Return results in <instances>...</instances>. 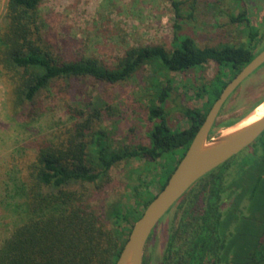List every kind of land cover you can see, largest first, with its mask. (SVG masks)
I'll use <instances>...</instances> for the list:
<instances>
[{"label": "trees", "instance_id": "trees-1", "mask_svg": "<svg viewBox=\"0 0 264 264\" xmlns=\"http://www.w3.org/2000/svg\"><path fill=\"white\" fill-rule=\"evenodd\" d=\"M43 1H7L5 23L0 26L7 111L15 119L32 117L39 97L58 87L68 95V119L36 144L23 182L11 177L12 205L25 217L0 242V264H116L134 223L158 194L151 192L152 184L158 183L159 190L166 185L223 89L260 52L250 45L259 34L251 30L249 43L238 45H201L187 36L174 47L182 29L179 21L185 18V1L170 0L177 20L171 49L163 44L130 46L115 64L94 55L66 59L46 37ZM189 1L195 9L197 0ZM232 17L234 22L243 21L245 13ZM212 61L219 65L218 73L197 89V97L206 103L202 108L183 106L189 124L173 129L166 106L175 85L171 73L205 70ZM143 68L150 69L152 83L149 142L116 144L100 127L117 113L115 106L100 95L73 102L72 88L87 78L120 83ZM257 141L252 157H244L238 166L231 158L185 194L179 205L183 214L170 233L165 259L178 258V264H264V133ZM133 160L145 162L129 173L138 184L128 197L99 212L91 202L90 185L102 189L114 167L129 166ZM18 197L25 203L15 202Z\"/></svg>", "mask_w": 264, "mask_h": 264}, {"label": "rangeland", "instance_id": "rangeland-1", "mask_svg": "<svg viewBox=\"0 0 264 264\" xmlns=\"http://www.w3.org/2000/svg\"><path fill=\"white\" fill-rule=\"evenodd\" d=\"M7 1L0 0V26L5 23ZM184 1L182 13L185 18L179 21L182 29L174 47L187 36H193L201 45L222 42L248 44L252 30L259 35L250 44L251 47L258 52L264 49V0H251L256 1L254 6L238 0H197L195 9L189 0ZM245 9H249L248 16L254 23L252 27L247 28L245 24L233 21L232 16ZM41 12L45 19L46 37L54 45L55 51L66 59L94 55L115 64L130 46L163 44L171 49L174 44L177 20L170 0H44ZM218 71L219 65L212 61L205 66V70L171 73L175 85L166 106L173 129L185 128L189 124L181 110L183 106L203 107L207 100L197 97L198 86L208 83ZM151 86L149 68H143L133 78L116 84L87 78L72 88V101L90 100L99 95L103 97L115 106L117 113L106 117L100 127L108 131L116 144L135 145L144 140L149 142L147 131ZM7 92V85L0 73V242L25 217L12 205L14 200L11 195L15 191L11 177L23 182L22 175L27 171V164L35 158L36 144L68 119L65 110L68 95L63 89L52 87V90L44 92L36 102L35 115L22 119H15L8 113ZM262 101L264 64L227 100L212 136L226 129V121L236 118L239 121ZM257 143L235 155L233 162L238 166L244 157H252ZM144 165L142 160H133L129 166L117 165L102 189L90 185L89 196H92L93 206L103 213L112 202L122 196L128 197L131 188L138 184L136 176L131 179L129 173L133 167L141 168ZM231 170L234 174V169ZM159 187L155 182L150 190L158 193ZM19 200L25 203V198L18 197L15 202ZM129 200L124 198L127 203H132L133 200ZM179 205L163 217L155 236L148 242L145 264L161 262L170 233L179 220L180 214L175 212Z\"/></svg>", "mask_w": 264, "mask_h": 264}, {"label": "water", "instance_id": "water-1", "mask_svg": "<svg viewBox=\"0 0 264 264\" xmlns=\"http://www.w3.org/2000/svg\"><path fill=\"white\" fill-rule=\"evenodd\" d=\"M263 64L264 49L223 89L168 182L134 223L116 264H144L147 243L163 217L197 181L253 144L264 133V116L242 128L226 132L243 117L227 126L220 134L212 136V130L227 100ZM262 103L264 101L257 107Z\"/></svg>", "mask_w": 264, "mask_h": 264}, {"label": "flooded vegetation", "instance_id": "flooded-vegetation-1", "mask_svg": "<svg viewBox=\"0 0 264 264\" xmlns=\"http://www.w3.org/2000/svg\"><path fill=\"white\" fill-rule=\"evenodd\" d=\"M238 1H242V2H244V3H251L253 6L256 4V1H254V2H251V0H238ZM257 8V7H256ZM259 9H261V7L259 6L258 7ZM249 10V9H248ZM248 10L247 9H245V11H242V12H240L237 16H239L240 14H242V13H245V19H243V21H237L236 23H243V24H245V26L248 28L249 26H251V25H253L254 23L252 22V20H251V18H249V16H248ZM216 124H217V122H216ZM216 124H215V126H216ZM215 126H214V128H215ZM214 128H213V130H212V134H213V131H214ZM184 199V197L168 212V213H170L171 211H173V209L178 205V204H181L182 203V200ZM226 207V204H224V206H223V211L225 210L224 208ZM183 210L184 209H182V208H178V209H176L175 210V212H176V214L178 213V214H180V216H182V214H183ZM179 216V220L181 219V217ZM164 220V219H163ZM162 220V221H163ZM179 220H177V221H179ZM162 221H160V223L158 224V226L156 227V230H154V232L152 233V235H151V237H150V239H149V241L151 240V238L153 237V236H155V234H156V232H157V229H158V227H159V225L161 224V222ZM148 241V242H149ZM169 243V242H168ZM148 244V243H147ZM166 250V249H165ZM175 261H177V262H175ZM178 261H180L178 258H175V257H169L168 259H165V257L163 256L162 257V259H161V262H159V263H157V264H178Z\"/></svg>", "mask_w": 264, "mask_h": 264}, {"label": "bare ground", "instance_id": "bare-ground-1", "mask_svg": "<svg viewBox=\"0 0 264 264\" xmlns=\"http://www.w3.org/2000/svg\"><path fill=\"white\" fill-rule=\"evenodd\" d=\"M263 116H264V103L256 107L250 114L245 116L240 122L228 128L226 132H230L242 128L248 124L255 122L256 120H259Z\"/></svg>", "mask_w": 264, "mask_h": 264}]
</instances>
